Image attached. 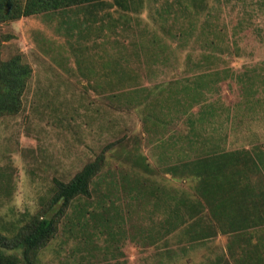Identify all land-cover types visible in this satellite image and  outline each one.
<instances>
[{"label": "rangeland", "instance_id": "obj_1", "mask_svg": "<svg viewBox=\"0 0 264 264\" xmlns=\"http://www.w3.org/2000/svg\"><path fill=\"white\" fill-rule=\"evenodd\" d=\"M29 78L0 115V234L38 264H264V0H104L0 23Z\"/></svg>", "mask_w": 264, "mask_h": 264}, {"label": "trees", "instance_id": "obj_2", "mask_svg": "<svg viewBox=\"0 0 264 264\" xmlns=\"http://www.w3.org/2000/svg\"><path fill=\"white\" fill-rule=\"evenodd\" d=\"M100 1L104 0H0V23ZM29 74V68L22 65L18 57L0 61V115L19 109L20 96ZM104 162L105 155L102 153L85 165L71 181H56L55 194L50 203L54 216L43 215L29 222L11 238L0 234V264H38L39 251L57 232L55 215L63 214L77 197L90 195V184L101 172Z\"/></svg>", "mask_w": 264, "mask_h": 264}]
</instances>
